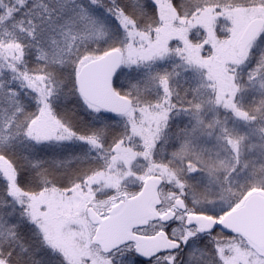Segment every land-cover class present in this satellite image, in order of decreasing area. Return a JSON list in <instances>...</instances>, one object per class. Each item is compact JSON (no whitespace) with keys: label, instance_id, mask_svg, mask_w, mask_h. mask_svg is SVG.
<instances>
[{"label":"snow or ice","instance_id":"1","mask_svg":"<svg viewBox=\"0 0 264 264\" xmlns=\"http://www.w3.org/2000/svg\"><path fill=\"white\" fill-rule=\"evenodd\" d=\"M0 264H264V0H0Z\"/></svg>","mask_w":264,"mask_h":264}]
</instances>
